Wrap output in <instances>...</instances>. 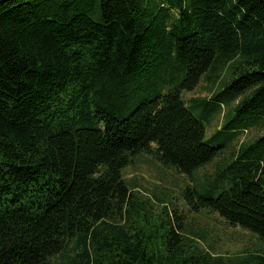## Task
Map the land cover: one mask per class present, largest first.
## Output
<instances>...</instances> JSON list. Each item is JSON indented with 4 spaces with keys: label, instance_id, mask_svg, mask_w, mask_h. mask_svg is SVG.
<instances>
[{
    "label": "trees",
    "instance_id": "trees-1",
    "mask_svg": "<svg viewBox=\"0 0 264 264\" xmlns=\"http://www.w3.org/2000/svg\"><path fill=\"white\" fill-rule=\"evenodd\" d=\"M202 77L211 119L236 103L220 133L264 130V0H0V264H264L124 179L140 153L216 158L183 98ZM231 155V188L186 199L264 241V134Z\"/></svg>",
    "mask_w": 264,
    "mask_h": 264
},
{
    "label": "rangeland",
    "instance_id": "rangeland-1",
    "mask_svg": "<svg viewBox=\"0 0 264 264\" xmlns=\"http://www.w3.org/2000/svg\"><path fill=\"white\" fill-rule=\"evenodd\" d=\"M203 77L192 91L183 92V98L187 102H185L186 107L198 119L205 122V142L209 146L219 149L216 158L194 172L186 173L179 171L175 166L162 163L152 154L140 153L123 169L124 179L129 188H138L142 193L150 196L156 210L161 209L162 202L168 204L170 208L178 207L183 210L188 228L196 231L205 228L207 242L214 245L217 252L234 255L250 248L264 254V241L253 232L228 226L226 219L211 209L201 208L199 211H195L186 199L188 188L195 189L198 195L209 198H217L223 190L231 188L235 184V178L245 173L239 163L230 166L234 163V157L231 155L233 149L236 146L239 147L243 142L264 134V130L259 127L248 131L246 129L237 130L234 134L220 133L219 128L225 121L229 109L236 103L224 107L211 119L208 106L204 102H190L193 98H209L215 88L221 87L210 86ZM230 77H232V71L228 70L227 72L226 70L220 75V82L229 80ZM205 117L211 121H207ZM231 119V115L227 117V121ZM157 219L158 222L164 223V227L161 228L162 232L165 228H170L166 215L157 216Z\"/></svg>",
    "mask_w": 264,
    "mask_h": 264
}]
</instances>
